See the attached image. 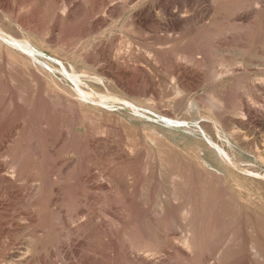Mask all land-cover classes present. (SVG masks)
<instances>
[{
	"label": "rangeland",
	"instance_id": "rangeland-1",
	"mask_svg": "<svg viewBox=\"0 0 264 264\" xmlns=\"http://www.w3.org/2000/svg\"><path fill=\"white\" fill-rule=\"evenodd\" d=\"M0 26V264H264V0H0ZM71 66L116 98L77 103Z\"/></svg>",
	"mask_w": 264,
	"mask_h": 264
},
{
	"label": "bare ground",
	"instance_id": "bare-ground-1",
	"mask_svg": "<svg viewBox=\"0 0 264 264\" xmlns=\"http://www.w3.org/2000/svg\"><path fill=\"white\" fill-rule=\"evenodd\" d=\"M205 1V0H204ZM145 6V5H144ZM18 7V6H17ZM169 11V10H168ZM144 13V12H143ZM170 13V12H169ZM173 15V14H172ZM116 18V17H115ZM187 19V18H186ZM114 21V20H113ZM189 21V20H188ZM27 23V22H26ZM108 23H109V21H108ZM116 23V22H115ZM141 23V22H140ZM126 26V25H125ZM170 26V25H169ZM1 27V26H0ZM103 27V26H102ZM17 28V27H16ZM25 30V29H24ZM20 32V31H19ZM32 32V31H31ZM172 32V31H171ZM24 33V35H23V37H21V38H19L20 39V42H21V45H19L20 43H19V41H18V39L16 38V36H19V35H15V37H9V39L10 40H7L8 41V44H10L11 46H13V47H16V48H18L21 52H22V54H23V62L24 63H29V64H32V65H35L36 64V68L38 69V71L40 70H42V72H44L43 70H45L47 73H45V74H52L51 76L52 77H54V75H53V73L55 72L54 70L55 69H57L58 68V66H52V70L53 71H51L50 72V69L48 68H46V66H44V63H45V65L47 64L46 63V61H43L44 63H42V62H39V64H38V62L37 61H40L39 60V50H40V47H41V43H42V40H41V38H40V40H39V44L37 43V42H35V39L37 38V37H35V39L33 38V36L31 35V34H28V33H26V32H23ZM3 34V33H2ZM74 34V33H73ZM22 35V34H21ZM29 35V36H28ZM9 36V35H8ZM26 36V37H25ZM35 36V35H34ZM75 36V35H74ZM79 36V35H78ZM71 37V36H70ZM64 38V37H63ZM81 38V37H80ZM80 38H78V39H80ZM8 39V38H7ZM30 41H29V40ZM39 39V38H38ZM72 39H74V38H72ZM77 39V40H78ZM87 39H88V37H87ZM94 39V38H93ZM68 40V39H67ZM76 40V39H75ZM74 40V41H75ZM86 40V39H85ZM51 41V40H50ZM79 41L80 40H78V43H79ZM95 42V41H94ZM100 42V41H99ZM102 42V41H101ZM50 43V42H49ZM74 43H77V41L76 42H74ZM74 43H72V45H74ZM84 43V42H83ZM2 41H0V46H2ZM44 44V43H43ZM43 44H42V46H43ZM94 44V43H93ZM98 44V43H97ZM103 44H104V42H103ZM102 44V45H103ZM65 45H67V44H65ZM76 45V44H75ZM86 45V44H85ZM105 45V44H104ZM77 46H78V44H77ZM82 46H83V44H82ZM74 46H72V48H73ZM87 47V46H86ZM105 46H103V48H104ZM66 48H68V47H66ZM71 48V47H70ZM77 48V47H76ZM43 49V48H42ZM59 49V48H58ZM64 49V48H63ZM84 49V48H83ZM70 50V49H69ZM77 50V49H76ZM106 50V49H105ZM56 51V50H55ZM75 51V50H74ZM80 51V50H79ZM87 51V50H86ZM259 51V50H258ZM72 52V51H71ZM81 52V51H80ZM43 53V52H42ZM63 53V52H62ZM101 53V52H100ZM68 54V53H67ZM80 54V53H79ZM72 60H76L75 61V63H76V65H80V60H82V62L83 63H85V60L83 59V57H81V55H78V53L75 51V52H73L72 53ZM71 56V55H70ZM88 56V55H87ZM89 57V56H88ZM85 58H86V56H85ZM89 59V58H88ZM148 59V58H147ZM18 61V60H17ZM74 61H73V63H74ZM78 62V63H77ZM80 62V63H79ZM87 62V61H86ZM208 62V61H207ZM69 63V62H68ZM75 63H74V65H75ZM83 63H81V64H83ZM88 63V62H87ZM172 63V62H171ZM19 64V63H18ZM88 65V64H87ZM91 65V64H90ZM22 66H23V64H22ZM25 66V65H24ZM23 66V67H24ZM28 66V65H27ZM50 66V65H49ZM69 66V65H68ZM85 66H86V64H85ZM92 66V65H91ZM90 66V67H91ZM72 67V66H71ZM94 67V66H93ZM112 67V66H111ZM67 68V67H66ZM65 68V69H66ZM104 68V67H103ZM20 69V68H19ZM29 69V68H28ZM21 70V69H20ZM79 70V69H78ZM86 70V69H85ZM95 70V69H94ZM100 70V69H99ZM68 69H66V74H64L65 76H67V75H73L74 77H71V78H73L72 80H74L75 82H76V86L74 87V89H73V97H75L76 99H74V100H76V102L77 103H79V104H81V105H84V106H91V107H94V108H101L100 106L101 105H107L108 103H110V101L111 100H114L115 98H116V95H114L113 94V91H112V94L109 92V93H106V94H104V92L103 93H98V92H95L94 90H93V88H92V91L91 90H86L85 88H84V85H83V83H82V77H83V75L85 74H83V72H82V76H81V73H79L80 75H78L76 72H78L77 70H75V67L73 66L72 67V73L69 71ZM80 71V70H79ZM96 71H98V70H96ZM102 71V70H101ZM25 72V71H24ZM26 72H28L27 70H26ZM88 72V71H87ZM99 72V71H98ZM106 72V71H105ZM110 73H112L111 71H109ZM71 73V74H70ZM13 74V73H12ZM99 74V73H98ZM182 74V73H181ZM71 75V76H72ZM103 75V74H102ZM107 75H108V73H107ZM51 76H49V77H51ZM255 76V75H254ZM25 77V76H24ZM27 77V76H26ZM46 77V76H45ZM88 77V76H87ZM119 77V76H118ZM55 78V77H54ZM212 78V77H211ZM32 79V78H31ZM34 79V78H33ZM50 79V78H49ZM69 79H70V77H69ZM98 79H100V78H97L96 80H98ZM105 79V78H104ZM94 80H95V78H94ZM101 80V79H100ZM106 80H108V79H106ZM53 81V80H52ZM57 81V80H56ZM84 81V80H83ZM102 81V80H101ZM97 82V81H96ZM111 82V81H110ZM53 84V83H52ZM56 84V83H55ZM58 84V83H57ZM49 85V84H48ZM65 85V84H64ZM263 85V84H262ZM53 87V86H52ZM51 87V88H52ZM105 87V86H104ZM111 87V86H110ZM56 88H58V87H56ZM55 88V89H56ZM179 88V87H178ZM67 89V88H66ZM99 89V88H98ZM100 89H102V88H100ZM163 89V88H162ZM177 89V88H176ZM57 90V89H56ZM62 90V89H61ZM143 90V89H142ZM212 90V89H211ZM66 91H68V89L66 90ZM101 91V90H100ZM107 91V90H106ZM105 91V92H106ZM110 91V90H109ZM127 91V90H126ZM57 92V91H56ZM67 93V92H66ZM131 94V93H130ZM188 94V93H187ZM66 96H68L69 97V95L68 94H66ZM146 96V95H145ZM121 98V97H120ZM69 99H70V97H69ZM123 99V98H122ZM127 99V98H126ZM143 99V98H142ZM144 99H145V97H144ZM184 99V98H183ZM195 99V98H194ZM73 100V99H72ZM88 100H91L92 102H94L93 104H91V103H88ZM118 100H120V99H118ZM129 100V99H128ZM150 100H152V99H150ZM69 101V100H68ZM134 101H135V99H134ZM134 101H131V103L133 104V105H135L136 107H138V108H143L144 106H142V105H140V103L138 104L137 102H134ZM147 101V100H146ZM149 101V100H148ZM154 101V100H153ZM189 101V100H188ZM188 101H186V102H188ZM191 101V100H190ZM113 102V101H112ZM124 102V101H123ZM126 102V101H125ZM145 102V101H144ZM151 102V101H150ZM160 102V101H159ZM186 102H185V104H186ZM194 101L192 100V103H193ZM212 102H214L213 104L215 105V106H217V104H216V102L217 101H215V100H213ZM196 103H197V101H196ZM256 103V102H255ZM152 104V103H151ZM212 104V106H214ZM72 105V104H71ZM75 105V104H74ZM73 105V106H74ZM157 105V104H156ZM156 105H155V107H156ZM61 106V105H60ZM154 106V105H153ZM62 107V106H61ZM80 107V106H79ZM165 107V106H164ZM188 107V106H187ZM103 109H104V107H102ZM216 108V107H215ZM62 109V108H61ZM71 109V108H70ZM86 109V108H85ZM111 109V108H110ZM133 109V108H132ZM188 109V108H187ZM212 109H214V108H212ZM221 109V108H220ZM63 110V109H62ZM109 110V109H108ZM146 110H148V109H146ZM184 110V109H183ZM262 110V109H261ZM61 111V110H60ZM82 111V110H81ZM89 111H91L90 109H89ZM136 111V110H135ZM142 111V110H141ZM169 111V110H168ZM185 111V110H184ZM194 111V110H193ZM73 112V111H72ZM71 112V113H72ZM101 111H99V113H100ZM215 112V111H214ZM64 113V112H63ZM92 113H95V112H93L92 111ZM135 113V112H134ZM137 113H140L139 111L137 112ZM190 113V112H189ZM221 113V112H220ZM68 114V113H67ZM84 114L85 113H83V116H84ZM87 114V113H86ZM96 114H98V112L96 113ZM100 114H102V113H100ZM136 114V113H135ZM171 114V113H170ZM252 114V113H251ZM62 115H64V114H62ZM82 115V114H81ZM88 115H90V114H88ZM99 115V114H98ZM134 115V114H133ZM173 115V114H172ZM187 116V115H186ZM196 116V115H195ZM64 117V116H63ZM143 117V116H142ZM164 117H166V118H168V119H174L173 117H171L169 114H164ZM191 117H192V114H191ZM201 117V116H200ZM250 117V116H249ZM101 118V117H100ZM165 118V119H166ZM182 118V117H181ZM261 118V117H260ZM56 119V118H55ZM78 119H80V118H78ZM103 119V118H102ZM153 119V118H152ZM187 119L188 118H186V119H183V120H180L181 122H186L187 121ZM263 119V118H262ZM53 120V119H52ZM77 120V119H76ZM93 120V119H92ZM189 120V119H188ZM197 120V119H196ZM58 121V120H57ZM89 121V120H88ZM179 121V120H178ZM179 121V122H180ZM218 121V120H217ZM87 122V121H86ZM175 122V121H174ZM174 122H172V123H174ZM59 123V122H58ZM94 123V122H93ZM99 123V122H98ZM218 124V123H217ZM63 125V124H62ZM97 125V124H96ZM211 125V124H210ZM91 126V125H90ZM127 127V126H126ZM65 129V128H64ZM88 130V129H87ZM95 130V129H94ZM97 130V129H96ZM90 132V131H89ZM75 139V138H74ZM108 141V140H107ZM264 142V141H263ZM72 143V142H71ZM6 148V147H5ZM122 148V147H121ZM162 148V147H161ZM112 149V148H111ZM248 149V148H247ZM260 149V148H259ZM74 150V149H73ZM174 150V149H173ZM262 150V149H261ZM80 151V150H79ZM134 151V150H133ZM108 152V151H107ZM180 152V151H179ZM197 155V154H196ZM154 156V155H153ZM89 157H91V156H89ZM198 157V156H197ZM88 158V157H87ZM116 159V158H115ZM184 160V159H183ZM189 160V159H188ZM202 160V159H201ZM109 166V165H108ZM111 169V168H110ZM179 169V168H178ZM246 169V168H245ZM199 170V169H198ZM166 175V174H165ZM174 175H176V174H173V176ZM189 175V174H188ZM163 176H164V174H163ZM179 176V175H178ZM175 177V176H174ZM177 178V177H176ZM192 178V177H191ZM171 180H174V178H171ZM166 181V180H165ZM182 181V180H181ZM188 181V180H187ZM183 182V181H182ZM188 194V193H187ZM232 198V197H231ZM177 199V198H176ZM204 199V198H203ZM233 199V198H232ZM159 200V199H158ZM254 203V202H253ZM12 204V203H11ZM24 204V203H23ZM256 204V203H255ZM264 204V203H263ZM159 205V204H158ZM190 205V204H189ZM261 207V206H260ZM186 208V207H185ZM179 210H180V208H179ZM182 210V209H181ZM234 210H235V208H234ZM183 211V210H182ZM238 212V211H237ZM183 213H185V212H183ZM259 213V212H258ZM173 215V214H172ZM238 215V214H237ZM10 216V215H9ZM190 216V215H189ZM210 216V215H209ZM183 217V216H182ZM259 218V217H258ZM239 219V218H238ZM94 221V220H93ZM190 221V220H189ZM262 221V220H261ZM261 223V222H260ZM90 224V223H89ZM263 224V223H262ZM30 226V225H29ZM250 226H252V225H250ZM251 228V227H250ZM254 228H252V232H255L254 230H253ZM254 235V234H253ZM211 236V235H210ZM190 237V236H189ZM241 238V237H240ZM248 239H249V237H247ZM15 239V238H14ZM190 239V238H189ZM191 240H193V239H191ZM196 240V239H195ZM190 241V240H189ZM263 241V240H262ZM23 243V242H22ZM254 243V242H253ZM250 246V245H249ZM24 249V248H23ZM252 250V249H251ZM253 251H254V249H253ZM261 252V251H260ZM262 252H264L263 250H262ZM255 253V252H254ZM259 253V252H258ZM9 263V262H8ZM192 264V263H191Z\"/></svg>",
	"mask_w": 264,
	"mask_h": 264
}]
</instances>
